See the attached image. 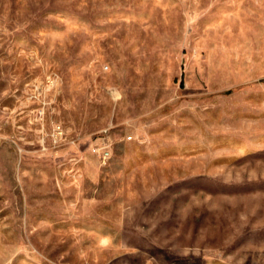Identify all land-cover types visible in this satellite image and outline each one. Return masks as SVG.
<instances>
[{
  "label": "rangeland",
  "instance_id": "rangeland-1",
  "mask_svg": "<svg viewBox=\"0 0 264 264\" xmlns=\"http://www.w3.org/2000/svg\"><path fill=\"white\" fill-rule=\"evenodd\" d=\"M0 264H264V0H0Z\"/></svg>",
  "mask_w": 264,
  "mask_h": 264
},
{
  "label": "built area",
  "instance_id": "built-area-1",
  "mask_svg": "<svg viewBox=\"0 0 264 264\" xmlns=\"http://www.w3.org/2000/svg\"><path fill=\"white\" fill-rule=\"evenodd\" d=\"M104 133L106 134L107 131H104ZM102 146H103L102 155H104V158L106 159L109 157L110 146L108 145V143L106 141L102 144Z\"/></svg>",
  "mask_w": 264,
  "mask_h": 264
}]
</instances>
